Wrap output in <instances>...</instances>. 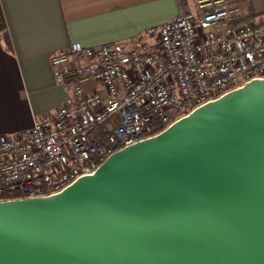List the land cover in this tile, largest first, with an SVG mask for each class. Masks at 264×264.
Returning a JSON list of instances; mask_svg holds the SVG:
<instances>
[{
	"label": "water",
	"instance_id": "95a60500",
	"mask_svg": "<svg viewBox=\"0 0 264 264\" xmlns=\"http://www.w3.org/2000/svg\"><path fill=\"white\" fill-rule=\"evenodd\" d=\"M0 264H264V80L61 194L0 202Z\"/></svg>",
	"mask_w": 264,
	"mask_h": 264
},
{
	"label": "built area",
	"instance_id": "2783aa9c",
	"mask_svg": "<svg viewBox=\"0 0 264 264\" xmlns=\"http://www.w3.org/2000/svg\"><path fill=\"white\" fill-rule=\"evenodd\" d=\"M241 0L184 1L139 47L71 44L51 57L67 100L30 129L0 136V202L52 197L115 153L264 80V21L231 23Z\"/></svg>",
	"mask_w": 264,
	"mask_h": 264
},
{
	"label": "crops",
	"instance_id": "0c3cea01",
	"mask_svg": "<svg viewBox=\"0 0 264 264\" xmlns=\"http://www.w3.org/2000/svg\"><path fill=\"white\" fill-rule=\"evenodd\" d=\"M194 0H0L7 33L0 32V136L30 129L55 112L68 93L55 85L51 57L71 44L139 47L151 27L162 26ZM231 23L264 21V0H241Z\"/></svg>",
	"mask_w": 264,
	"mask_h": 264
},
{
	"label": "trees",
	"instance_id": "16d2710c",
	"mask_svg": "<svg viewBox=\"0 0 264 264\" xmlns=\"http://www.w3.org/2000/svg\"><path fill=\"white\" fill-rule=\"evenodd\" d=\"M0 32L7 33V26H6V23H5V18H4V15H3V11H2L1 5H0Z\"/></svg>",
	"mask_w": 264,
	"mask_h": 264
}]
</instances>
